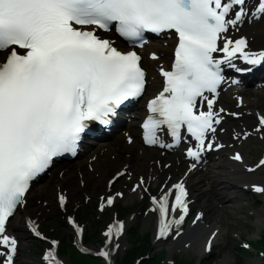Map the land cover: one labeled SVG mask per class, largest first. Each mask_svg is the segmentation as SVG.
<instances>
[{
	"label": "snow or ice",
	"instance_id": "1",
	"mask_svg": "<svg viewBox=\"0 0 264 264\" xmlns=\"http://www.w3.org/2000/svg\"><path fill=\"white\" fill-rule=\"evenodd\" d=\"M245 5L246 0H0V52L5 53L0 60L3 264H13L17 252V240L7 234L6 226L18 206L24 204L30 182L52 164L54 157L76 154L90 121L109 124L121 105L144 92L141 56L135 50H119L98 30L115 31L140 47L146 31H175L178 43L174 61L170 70H160L164 87L148 104L151 115L143 125L145 141L160 142L157 132L166 129L179 143L184 130L197 142L195 148H188L187 155L199 160L205 148H213L211 142L206 144L208 134L214 136L215 125L223 119V109L214 111L215 96L205 95L216 94L224 80L221 64L227 62L236 68L232 63L236 58L249 65L264 63V51H246V38L233 40L225 35L229 27L245 18ZM254 15H264V0H258ZM217 52L225 54L223 60L214 57ZM198 102L206 103L207 111L200 110ZM259 124L264 127V115L259 117ZM234 159L241 157L237 154ZM172 189L175 194L170 208ZM172 189L159 200L152 198L160 213L159 237L167 236L172 225L179 226L188 213L183 182ZM255 190L264 192L261 187ZM64 200L61 196V204ZM113 200L109 197L107 204ZM177 209L183 214L168 219L170 211ZM114 229L119 236L124 224L110 226L105 235L111 238ZM33 231L41 235L35 227ZM99 255L107 258L109 252ZM46 259L49 264H61L54 250L48 251Z\"/></svg>",
	"mask_w": 264,
	"mask_h": 264
},
{
	"label": "rangeland",
	"instance_id": "2",
	"mask_svg": "<svg viewBox=\"0 0 264 264\" xmlns=\"http://www.w3.org/2000/svg\"><path fill=\"white\" fill-rule=\"evenodd\" d=\"M245 145L248 144V147L255 148L254 151L249 152L248 154V162H252L254 155L252 153H260L264 150V140H258L255 138L248 139L245 143ZM87 160L84 158L82 161L85 163ZM251 163H249L250 165ZM146 169V168H145ZM259 175L264 177V170L260 171L258 173ZM92 180H103L106 178V174L102 177L94 178L93 174L90 172V177ZM88 178V185L90 183V179ZM70 183L71 187H74V185H77L78 181L77 178L74 175H70L68 178V181ZM76 183V184H75ZM118 188V187H117ZM117 190V189H116ZM101 192L100 189H95V192H93V198L92 201H89L88 203L80 206L72 205L70 208L76 212L80 220L86 223V236L84 243L88 245H94L96 246L97 243L101 242V232L102 227L105 226V223L103 221H99L98 218L104 219V221L108 218H110V212L107 210L102 215H98L99 210L97 208L98 201L97 196ZM81 193V192H80ZM82 194V193H81ZM80 194V195H81ZM54 196V195H53ZM262 203H264V195L263 196H253L250 197L249 200H238L234 203H231V206H227V213H232L231 215H227V213H214V212H208L205 216V222L207 224H213L221 218V225L225 229L226 235L221 236L220 242L213 248L212 254L204 256L201 258L202 253H200V247H202L201 238L198 237V242L192 246V248L188 250H179V251H172L167 255L164 256V253H162L159 257L158 255H155L154 252L160 247H169L172 245L171 239L169 240H162L158 242L153 243L154 251L151 252H145L146 247L149 249L151 247V241L150 239H153V234L148 232L151 230V224H150V217L147 210V200H123L117 202L116 206L112 207V210H115L118 212L119 215L126 217V220L128 222V228L131 227V229L128 230V232L125 234V236L121 239L122 240V246L121 249L118 251L117 254V263L121 264V262L126 261L127 259L131 261L130 264H134V260H136L139 256H145L147 254H151V260L148 261L147 264H156L158 259H164L163 263H168V259H173L176 262L173 264H193L194 261L196 264H215L218 260H224L226 255L229 254L233 262L235 264H242L246 260H249L251 255H248V250H246L243 245H240L241 240H249L252 241L255 245H262L264 243V228L263 226H259L258 224V218H257V211L264 207H258L262 206ZM193 205V204H192ZM76 206V207H75ZM199 207V203L194 204V212ZM74 208V209H73ZM48 210L52 212L50 214L51 217L42 219L41 225L42 227H45L50 232V237H58L61 240L60 246L61 250L59 251L61 256L64 258V260L67 262V264H101V262L94 258V260H87L90 258L83 257L79 254H75L77 256H74V261L71 262L70 257L68 256V250L67 246H74L75 244V236L74 233L69 229L68 224L66 223V219L62 216V212L54 211L53 206L48 207ZM192 215L195 213H191ZM100 216V217H99ZM196 216V215H195ZM227 216L230 218L228 219ZM264 221V217L262 218ZM232 223V224H230ZM263 228V229H262ZM262 229V230H261ZM261 230V231H260ZM19 234L22 235V252L24 256L22 257L23 262L28 263L33 260V258H39L43 247L44 242L37 241L35 239H26L23 237L22 230H18ZM262 234V235H261ZM241 237V238H240ZM136 238H140L139 241H136ZM142 239H147V244H140V241ZM131 240L136 241L135 247L137 248L139 245V249L132 250L129 249L131 247L130 243ZM238 245L239 247L237 249L234 248V246ZM31 247V249H29ZM261 248V251H264V246ZM153 250V249H152ZM158 252V251H157ZM156 252V253H157ZM256 252V251H253ZM158 252L157 254H159ZM261 254L260 251H257L254 254V257L257 260H260ZM127 256V257H126ZM241 258V262L238 261L237 258ZM217 258V259H215ZM122 259V260H121ZM215 260V261H214ZM177 261H180L177 263ZM214 261V262H213ZM24 263V264H25ZM160 264V263H159Z\"/></svg>",
	"mask_w": 264,
	"mask_h": 264
},
{
	"label": "bare ground",
	"instance_id": "3",
	"mask_svg": "<svg viewBox=\"0 0 264 264\" xmlns=\"http://www.w3.org/2000/svg\"><path fill=\"white\" fill-rule=\"evenodd\" d=\"M241 36H244L246 39L250 40V42H256V43H262L264 42V19L261 18L260 20H254L252 24H245L243 26V28H241ZM257 90H254L252 92H246L248 89L245 90V94L239 96V101L238 103L240 104V108L241 110L239 112H243V119L244 120V124L249 123V121L254 120V119H259L260 116L264 115V88H261V86H258L256 88ZM224 95H226V93H224ZM224 103H228L227 105L221 107V109H223L225 111H227L229 108H231V100L229 99L228 102H224ZM253 106V107H252ZM242 108H247V111H243ZM222 112V113H223ZM226 118L230 119L228 115H226ZM235 126H240L237 123L235 124ZM248 128H243L240 131H242L243 133L245 132V130ZM115 138H119V135H117V137ZM106 142H108L106 145L109 147L110 150L117 152L116 148H117V142L116 140H111L108 139L106 140ZM121 150L124 152V154L118 153L119 155V160L121 162H123L124 164L128 163L130 165V170L134 171V173H142V170L149 169L151 168V160L153 159V157L155 156L154 152L151 149H146L143 150V153L141 155L138 154V151L136 150V148L134 147H120ZM98 152V151H97ZM129 154V157H125V154ZM146 154L148 156H146ZM179 154L177 155H171L168 157L167 160H172V165L170 168H168L167 170H165L166 173H174L178 170V168L181 166L180 165V159L178 157ZM158 157H155L154 159H156ZM107 160V162H104L102 164H100L97 160L96 165H95V171L98 172V170H100L101 175L99 177H103L106 174V178L101 181L99 180H92V178L90 179V183L92 181L91 184L88 185V188L90 191L95 190L96 188H102L104 182H107L109 179V176L107 177V174H109L110 169L113 167L114 165V161H110L107 158H105ZM179 161V165H177ZM232 167H233V175L235 176L234 179L237 182L238 180L243 181V182H247V183H254L255 181H259V182H264V178L256 175V172H258V170L256 172H252L250 167H247V165L245 164H239L238 163H233L231 162ZM63 168V167H61ZM65 169L69 168V165H66L64 167ZM152 169L155 170V168L152 167ZM76 168L73 169L72 171H69L72 174H76ZM82 171L85 172V168H82ZM156 174V173H155ZM200 177H202L203 179H210L212 176V174L210 175L209 173H204L199 172ZM95 178V177H94ZM56 178L55 177H50L46 183H45V188H47V195L44 197L45 200L48 199H52V189L54 188V186L56 185ZM170 182V180H167L166 183ZM87 183V181H86ZM174 185V183H173ZM170 186V183H169ZM172 186H170L169 188H171ZM86 189V188H85ZM82 191V187L79 185V183L72 189V194L71 197L74 199V201H76L79 204L82 203H86L87 200L92 201V193L89 194H81L80 192ZM104 191H106V189H104ZM138 192V193H137ZM35 193H40V190L36 191ZM34 193V194H35ZM81 194V195H80ZM142 196V192L141 189L139 188H134L133 190L130 191L129 195H124L123 193L121 195H117L116 196V201L118 200H122V199H130V200H136L137 198ZM250 195H248L244 200H249L250 199ZM50 199V200H51ZM186 199V198H185ZM241 200V199H239ZM200 203V207L202 209V211L199 212V219L196 218L195 224L191 225L186 231H182L179 235L183 234L184 235V240H183V244L182 246H180V248L184 247L185 250H188L190 248H192L193 245H195L198 242V237H200V235H202L201 238V243H202V248L200 247V251L201 253L205 250H207L209 248V241H211V245L217 243L218 244V240L220 238V236L223 235L224 230L222 229L221 225L214 223V225H210V224H206L204 221V217L207 214V211H205V209L207 210L208 207H211V210H214V207L211 205L207 204V201L204 200L202 201V196L201 199L199 200ZM226 202H234V201H221V205L226 203ZM29 203H33V200H29ZM207 204V205H205ZM31 204L26 203V206L21 207L22 209H18V211L15 214L14 221L12 223V230L15 232L16 230L21 229V225L20 222L21 220H24V217H26V215L29 213V206ZM153 204L150 202V207H152ZM37 212L39 213V216L41 217H46V216H50L49 213L45 212L43 206H40L37 208ZM177 214L181 215L183 214L182 211L180 209H177ZM232 213L229 212V215H231ZM186 216V215H185ZM258 216V224L262 225L263 224V220L262 217ZM150 224L154 227L155 225V232H153V237L156 239H160L162 237H159V232L157 231L158 228V217H157V212L155 210H152L150 208ZM221 220V219H220ZM172 233L176 234L175 229L172 227L171 230ZM173 234V235H175ZM177 241H174L173 244L174 246L177 244ZM173 246V247H174ZM119 247V243L116 242L113 245L109 246L106 251L109 252V255L114 254L115 251H117ZM90 248V247H89ZM224 263H231L230 260V256H226V259L224 260ZM223 263V264H224ZM217 264H222L221 261H219ZM232 264V263H231Z\"/></svg>",
	"mask_w": 264,
	"mask_h": 264
},
{
	"label": "trees",
	"instance_id": "4",
	"mask_svg": "<svg viewBox=\"0 0 264 264\" xmlns=\"http://www.w3.org/2000/svg\"><path fill=\"white\" fill-rule=\"evenodd\" d=\"M147 242H148V240H147ZM147 242H146V243H147ZM126 257H127V256H126ZM130 263H131V261L128 260V259H127L126 261L121 262V264H130ZM143 263H144V264H147V261H144Z\"/></svg>",
	"mask_w": 264,
	"mask_h": 264
}]
</instances>
